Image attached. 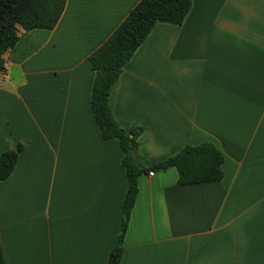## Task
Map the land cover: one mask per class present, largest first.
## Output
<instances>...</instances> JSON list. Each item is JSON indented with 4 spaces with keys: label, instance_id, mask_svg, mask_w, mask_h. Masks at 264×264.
I'll return each instance as SVG.
<instances>
[{
    "label": "crops",
    "instance_id": "0c3cea01",
    "mask_svg": "<svg viewBox=\"0 0 264 264\" xmlns=\"http://www.w3.org/2000/svg\"><path fill=\"white\" fill-rule=\"evenodd\" d=\"M136 1L65 0L52 28L2 53L0 152L22 144L0 179L5 264H105L125 175L89 107L86 56ZM109 107L141 127L143 163L205 140L223 153L217 180L137 176L119 264H264V0H190L180 23L155 21Z\"/></svg>",
    "mask_w": 264,
    "mask_h": 264
},
{
    "label": "trees",
    "instance_id": "16d2710c",
    "mask_svg": "<svg viewBox=\"0 0 264 264\" xmlns=\"http://www.w3.org/2000/svg\"><path fill=\"white\" fill-rule=\"evenodd\" d=\"M65 0H0V67L2 53L11 48L21 32L38 27L52 28ZM190 0H137L91 52L88 60L93 70L89 92V107L102 139L115 137L122 150L120 163L125 175V189L120 201L119 230L110 248L105 264H119L122 236L130 208L137 191V176L148 169L158 170L173 166L178 183L217 180L222 176L223 153L211 141L184 144L173 154L155 162L143 163L137 159L136 137L140 126L124 127L115 121L109 107V94L116 83L122 63L143 40L155 21L180 23ZM22 144L0 152V179L13 168ZM0 264H5L0 244Z\"/></svg>",
    "mask_w": 264,
    "mask_h": 264
},
{
    "label": "built area",
    "instance_id": "2783aa9c",
    "mask_svg": "<svg viewBox=\"0 0 264 264\" xmlns=\"http://www.w3.org/2000/svg\"><path fill=\"white\" fill-rule=\"evenodd\" d=\"M148 173L151 174L152 173V170H149Z\"/></svg>",
    "mask_w": 264,
    "mask_h": 264
},
{
    "label": "water",
    "instance_id": "95a60500",
    "mask_svg": "<svg viewBox=\"0 0 264 264\" xmlns=\"http://www.w3.org/2000/svg\"><path fill=\"white\" fill-rule=\"evenodd\" d=\"M124 65H125V63H122V65H121V66L123 67Z\"/></svg>",
    "mask_w": 264,
    "mask_h": 264
}]
</instances>
